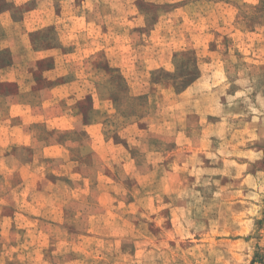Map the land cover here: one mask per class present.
Segmentation results:
<instances>
[{
  "label": "rangeland",
  "instance_id": "1",
  "mask_svg": "<svg viewBox=\"0 0 264 264\" xmlns=\"http://www.w3.org/2000/svg\"><path fill=\"white\" fill-rule=\"evenodd\" d=\"M5 9L48 54L0 86V264H264V0Z\"/></svg>",
  "mask_w": 264,
  "mask_h": 264
},
{
  "label": "crops",
  "instance_id": "2",
  "mask_svg": "<svg viewBox=\"0 0 264 264\" xmlns=\"http://www.w3.org/2000/svg\"><path fill=\"white\" fill-rule=\"evenodd\" d=\"M35 30L37 29L30 21V12L25 13L21 19H15L10 9L0 11V86H14L17 88L16 94L22 95L29 91H40L39 89L34 90L31 87L40 82V77L41 75L44 76L45 72L30 74L26 71L32 63L37 64L41 59H45L48 54L45 53V51L35 50L32 47L30 33ZM6 52L9 54V58L2 60L1 57L3 53ZM27 64H29L28 67H26ZM23 71H25V75ZM201 80L199 79L198 82ZM197 86L199 85L190 86L189 90L196 89ZM53 87L57 88L55 85L52 86V88ZM1 92L2 90L0 89V93ZM13 97L18 98L20 95H15ZM261 100L263 106L264 98H261ZM14 107L15 105H11V108ZM259 132L264 136V126L259 128ZM220 140H222V138H220ZM198 142H200V145L205 144L209 146L212 144L222 146L223 144V140L221 143H218V141L212 137L199 138ZM228 146L223 150H228ZM230 149L238 151L245 150L236 145H231Z\"/></svg>",
  "mask_w": 264,
  "mask_h": 264
}]
</instances>
